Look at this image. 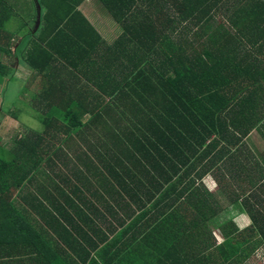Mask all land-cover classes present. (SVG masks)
Returning <instances> with one entry per match:
<instances>
[{
    "label": "trees",
    "instance_id": "trees-1",
    "mask_svg": "<svg viewBox=\"0 0 264 264\" xmlns=\"http://www.w3.org/2000/svg\"><path fill=\"white\" fill-rule=\"evenodd\" d=\"M97 1L121 30L111 45L64 0H39V26L17 46L0 20V52L25 66L29 93L5 115L0 102L20 127L0 136V264H248L264 250V148L251 142L264 144V49L252 42L264 2ZM97 39L82 69V42ZM11 80L0 61V87ZM46 88L60 97L39 133L14 115L32 117L23 109ZM228 208L216 240L210 224Z\"/></svg>",
    "mask_w": 264,
    "mask_h": 264
},
{
    "label": "crops",
    "instance_id": "crops-1",
    "mask_svg": "<svg viewBox=\"0 0 264 264\" xmlns=\"http://www.w3.org/2000/svg\"><path fill=\"white\" fill-rule=\"evenodd\" d=\"M7 1H8L9 8H10V10H12V12L10 14L11 16L2 17L0 19L4 23V27L7 28L8 23L16 16V14H22V12H26L24 15L25 20H23L25 26H27L29 24L34 25V27H31V31L37 30V29H35V26H36V28L39 26V21L37 20L38 14H40V6L38 4L39 0L21 1V4H22L21 8L17 4V2L20 3V1H18V0H7ZM64 1L66 2V4L61 6V7H63L66 11L70 10L72 7H77V11H81L79 13H81L89 21V23L98 32L99 36L101 37V40L104 41V43H106L107 45L113 44L118 39V37L120 36L121 30L118 27V24L115 22V20L109 14V12H107L105 10V8L101 5V3L99 1H97V0H82V1L64 0ZM232 1H233V3H232L233 7L230 5L231 3L230 4L227 3L225 5H222V3L223 2L226 3L227 0H214V2H217L216 6L221 5L222 12H228L230 9L236 10V8H239V7L245 11H247L248 8L260 9L261 6H259L257 4H261L260 2H264V0H232ZM193 2H194V0H193ZM30 5L32 6V9L30 8ZM0 9H1V6H0ZM189 9L191 10L190 7H189ZM34 12L36 13V18H32V15ZM254 12H259V11L255 10ZM69 13L70 12H60V15L66 17V15ZM30 15H31V19L29 20ZM67 20L68 19H66L63 22L59 21L58 23H60V25H64ZM55 21H56V19H54V22ZM16 24H17L16 21H13V23H12L13 26L10 29H12L13 27H16ZM69 24H71V23H69ZM261 25L264 28V23ZM10 34H12V33L10 32ZM26 34H28L27 30H26ZM17 38H19V37H13L14 46H17V44L20 43V41H18ZM24 40L25 39H21V43H23ZM252 42L259 43V44H253V46H255L256 48H263L264 49V36L261 39L254 40ZM90 44L91 43L88 40L85 43L82 42L85 53L88 54L89 50L93 51L92 54H89L84 59L82 65H81L82 69L85 67H87V69L91 68L93 66V62L95 61L94 55L96 54V52L98 50L99 41H98V39L94 40L93 41V47L91 49H89ZM261 55L264 58V50H263V53ZM0 61L2 63L8 64L10 66V68H12L14 78L17 75H19L20 69L22 68V65L20 64L21 61H19V60L14 61V64H13L7 60L5 54L2 52H0ZM87 61H88V63H87ZM255 70L264 71V62L259 67H257ZM84 79H85V82L87 84V81H86L87 79L86 78H84ZM9 84H10V82H9ZM9 84H5V85H3V87L7 88ZM83 87H85V86L81 85L77 89L79 90V89H82ZM86 87H87L86 89H89L90 85L87 84ZM49 90H50V88L42 89V91L44 93L43 94L44 95V102L43 103L38 101L36 104H34L32 102V120H34L33 124H32V130L37 131L39 133H41L43 131L42 125L44 124V121H45L44 115L54 113L55 107L52 106L51 103L52 102L56 103V99H58L60 97V94L57 92H52V93H50L51 95H49V93H48ZM32 91H33V87H32ZM1 92H2V89H0V94H1ZM32 94H33L32 95V99H33L34 93H32ZM35 96L38 98H43V96H41V94H39V92ZM11 107L13 109L14 105H11ZM9 111L2 110V112L5 114ZM50 133H53V132H50ZM8 264H17V263L13 260H10L8 262ZM18 264H20V263H18ZM21 264H32V260H29V262H25V263H21Z\"/></svg>",
    "mask_w": 264,
    "mask_h": 264
},
{
    "label": "rangeland",
    "instance_id": "rangeland-1",
    "mask_svg": "<svg viewBox=\"0 0 264 264\" xmlns=\"http://www.w3.org/2000/svg\"><path fill=\"white\" fill-rule=\"evenodd\" d=\"M18 1H20V3L17 2V4L21 8V6H22L21 1H24V0H18ZM30 8L32 9L31 5H30ZM75 8L77 9V7H75ZM25 13L26 12H22V14H16V16L8 23L7 28L4 27L6 32H8V33L11 32L14 35V37H22L23 38L24 35L26 34V30L31 29V25L25 26V24L23 22V20H25V17H24ZM30 19H31V15L29 17V20ZM13 21H16V23H17L16 27H13L12 29H10L13 26L12 25ZM27 37H28V35L25 36V39ZM20 64L22 65V69L25 68V66L21 62H20ZM25 84H26L25 74L19 73V75H17L14 78V80L10 81V84L8 85L7 88H5L3 86L0 87V89H2V92L0 94V102H1L2 110H4V111L11 110L12 109L11 105H17V107H14V108H23V107L27 106V102L29 100V93L27 90L24 89L26 87ZM21 106H23V107H21ZM23 113L26 115L32 114L30 111H28L26 109H23ZM4 115H5V113H4ZM14 116H15V118L19 119L18 121H20V119L22 118V120H21L22 123L32 129V124L34 121V120H32V117L24 116V115H21L22 117H20L18 114H15ZM19 129H20L19 124L16 121H14L10 116H3V114L0 115V136H1L2 141H5V142L9 141L11 138H13L16 135V133L18 132ZM251 142L254 145L261 146V149L264 148V144L261 141L260 136L256 135L254 132L251 134ZM72 147L75 149V146H72ZM81 156L83 157L82 153H81ZM208 185L209 184H206L208 189L210 191H213V188L208 186ZM231 215H233V211L230 212V210L228 208L225 211H223L220 216H218L219 218H217V220L215 219V221H213L210 224V230L212 228L211 231L213 233V236L216 237V240H220L219 231L215 230L216 224H219L222 221L228 219ZM238 221H239V223H240V221L242 222L240 227H244V225L248 224V221L245 218L239 217ZM248 264H264V250H261L259 253L256 254V256H254L252 259H250Z\"/></svg>",
    "mask_w": 264,
    "mask_h": 264
}]
</instances>
